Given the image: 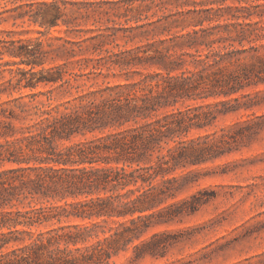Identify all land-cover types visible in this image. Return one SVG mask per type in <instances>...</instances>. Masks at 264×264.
<instances>
[{"label":"trees","instance_id":"trees-1","mask_svg":"<svg viewBox=\"0 0 264 264\" xmlns=\"http://www.w3.org/2000/svg\"><path fill=\"white\" fill-rule=\"evenodd\" d=\"M9 1L11 19L43 36L60 25L85 35L0 40V60L25 66L0 91V264H109L154 222L172 221L184 206L194 212L196 196L164 206L188 180L178 170L255 135L260 116L217 139L190 136L221 114L260 106L245 92L264 83V13L229 0ZM203 3L219 6L166 12ZM107 5L123 9L126 22L95 35L78 29V18L109 16ZM153 8L163 14L145 13ZM71 219L89 223L63 225ZM169 238L141 242L135 258Z\"/></svg>","mask_w":264,"mask_h":264},{"label":"rangeland","instance_id":"rangeland-1","mask_svg":"<svg viewBox=\"0 0 264 264\" xmlns=\"http://www.w3.org/2000/svg\"><path fill=\"white\" fill-rule=\"evenodd\" d=\"M85 1V0H68ZM102 2H117L118 0H89ZM150 2H148L149 4ZM230 5L248 7L245 13H264V6L253 8V5L263 4V1L253 0H229ZM136 5H141L136 2ZM218 4H196L184 6H169L166 12L171 10H201L217 8ZM71 7V6H70ZM110 9L109 16L101 15L95 22L91 18L88 22L78 18V29L87 30L106 27L119 28V23L124 24L126 18L118 17L123 13V9H118L114 5L105 6ZM14 5L9 0H0V40L18 39H42L47 41L53 37H69L78 39L84 33L78 31H67L63 25L53 28L45 36L40 31H45L39 26L30 23L22 24L20 20L15 22L11 19V12ZM10 10V11H9ZM150 17L155 13L158 16L163 12H158L156 8L145 12ZM241 15V13H239ZM110 18L109 22L107 19ZM253 21H259V17L254 14ZM16 23V24H15ZM87 23V24H85ZM72 28V26H71ZM73 29V28H72ZM118 43L125 44L124 40L118 38ZM264 44V41L261 42ZM138 45L130 43L128 47ZM109 48H112L109 46ZM20 64V60L5 55L0 60V91H3L6 82L12 77L10 71L18 67L25 68ZM41 90V89H40ZM24 93L28 91L23 90ZM246 94H251L254 101L260 106L245 110L241 108L236 112L219 115L212 124L194 130L190 136H211L217 139L222 134V129L234 127L237 123L248 121L255 116L262 117L259 126L254 129L255 135L243 137L237 145L222 146L219 158L209 160L200 165L188 166L183 170H178L176 176H188V180L180 185L179 190L164 201V206L176 205L189 201L196 196L197 204L194 212L186 208L181 215L175 217L167 223L157 224L143 234L140 240H135L128 246L126 252L114 257L109 264H264V83L246 90ZM260 93L259 97L256 94ZM19 92H15L17 97ZM6 95L1 100H6ZM227 100L225 97L210 98L209 100H198L187 102L201 106L209 103H218ZM244 103L246 99H241ZM242 103V104H243ZM241 104V106H242ZM235 106L234 108H237ZM244 107V106H242ZM220 110L226 109L219 105ZM231 149V150H230ZM88 221L71 219L64 221V226H82ZM170 235L165 248L153 255H146L136 259L135 246L141 242L150 240L155 234Z\"/></svg>","mask_w":264,"mask_h":264}]
</instances>
